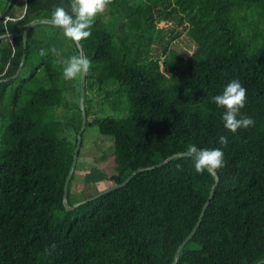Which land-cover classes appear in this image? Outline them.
Instances as JSON below:
<instances>
[{
  "label": "trees",
  "instance_id": "16d2710c",
  "mask_svg": "<svg viewBox=\"0 0 264 264\" xmlns=\"http://www.w3.org/2000/svg\"><path fill=\"white\" fill-rule=\"evenodd\" d=\"M70 3L0 0V264H173L213 189L177 264L263 261L264 0H117L96 16L81 40L92 67L69 206L103 191L72 199L92 184L79 174L90 129L114 144L108 188L189 144L220 148L225 166L216 185L190 158H176L73 211L63 199L82 128V76L63 79V61L81 50L53 25L34 27L26 50L21 36L32 22L50 21L55 6L70 12ZM234 79L247 91L237 118L255 123L231 133L212 97Z\"/></svg>",
  "mask_w": 264,
  "mask_h": 264
},
{
  "label": "clouds",
  "instance_id": "9594fccd",
  "mask_svg": "<svg viewBox=\"0 0 264 264\" xmlns=\"http://www.w3.org/2000/svg\"><path fill=\"white\" fill-rule=\"evenodd\" d=\"M112 0H71L70 12L63 6H55L52 10L49 23L54 27L61 28L64 35L75 41L87 39L91 35V27L98 14L103 13ZM10 35V34H9ZM55 52V49H52ZM41 56L45 55V50L41 49ZM63 79L74 80L83 75H87L92 67V61L85 56L72 55L63 61ZM0 73V76L5 75ZM214 103L226 111L222 116L224 127L231 133H236L238 129L254 126V120L251 117H241L240 110L245 107L247 100V91L239 80L230 81L224 88L222 94L212 97ZM220 144H226L227 138L221 136ZM186 158H190L194 162L195 171L203 174L205 170L210 175L225 166L224 153L220 148L200 149L195 144H189L184 152ZM179 167V166H178ZM45 252L49 255L56 249V245L52 244Z\"/></svg>",
  "mask_w": 264,
  "mask_h": 264
},
{
  "label": "water",
  "instance_id": "95a60500",
  "mask_svg": "<svg viewBox=\"0 0 264 264\" xmlns=\"http://www.w3.org/2000/svg\"><path fill=\"white\" fill-rule=\"evenodd\" d=\"M0 19H1V16H0ZM43 24H48V25H51L49 23L48 20H40V21H35V22H32L31 24H29L27 26V28L23 31V33L21 34V36L23 37V43H24V48L25 50L27 49V37H28V34L29 32L36 26L38 25H43ZM78 44V47L80 48L81 52V56H84V51H83V46H82V43L81 41L80 42H77ZM26 61V53L24 54V57H23V60L21 62V65H20V70L18 72V74L16 76H14L13 78H18L21 74V71H22V68H23V65ZM11 79V78H10ZM10 79H7V80H10ZM86 84H87V75H83L82 76V88H81V96H80V106H81V110H82V128L78 134V142H77V146H76V150H75V155H74V160H73V164L71 166V170L69 172V175H68V178L66 180V183H65V187H64V199H63V204L65 206V208L68 210V211H73L75 210L76 208L84 205V204H87L89 202H92L106 194H109V193H112L114 191H117L118 189H121L123 187H125L126 185H128L132 179L139 173L141 172H144V171H150V170H155V169H158V168H162L166 165H168L172 160L176 159V158H181V157H185L184 156V153H180V154H176L172 157H170L169 159H167L166 161L156 165V166H152V167H148V168H142V169H139L135 172H133V174H131L123 183L121 184H118L112 188H107L101 192H99L98 194H96L95 196L91 197V198H88V199H85V200H82L72 206H69L68 204V190H69V185H70V182L73 178V175L76 171V167H77V164H78V159H79V152L81 150V146H82V140H83V133L85 132L86 128H87V115H86V108H85V95H86ZM215 177H216V185L219 184L220 182V176L218 173L215 174ZM215 185V186H216ZM215 188V187H214ZM214 196V189L212 190L211 194H210V197L208 199V201L206 202L203 210H202V213L200 215V221H199V224L197 225V227L195 228L194 232L189 236V238L187 240H185L181 246L179 247L177 253H176V256H175V259H174V262L173 264H177L178 261H179V258H180V255L184 249V247L189 244V242H191V240L196 236V234L198 233L200 227H201V223L204 219V216L207 212V209L210 205V202L212 200ZM258 264H264V260L261 261L260 263Z\"/></svg>",
  "mask_w": 264,
  "mask_h": 264
},
{
  "label": "rangeland",
  "instance_id": "374dc122",
  "mask_svg": "<svg viewBox=\"0 0 264 264\" xmlns=\"http://www.w3.org/2000/svg\"><path fill=\"white\" fill-rule=\"evenodd\" d=\"M117 1V0H112ZM1 8V6H0ZM110 7L101 13L108 14ZM108 18V15H106ZM112 17H109V20ZM107 21V20H105ZM118 25L116 19L110 20ZM164 26V25H163ZM187 42H183L180 45L183 46L187 52H191V47L186 45ZM114 144L109 137L102 136L98 133L97 129H90L85 135V143L82 148V156L84 160L80 164L79 174L86 178V181L91 184V187L80 184L79 189L74 191L72 199H85L98 190H105L108 188V184L103 181V175L114 174Z\"/></svg>",
  "mask_w": 264,
  "mask_h": 264
}]
</instances>
